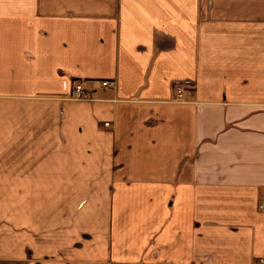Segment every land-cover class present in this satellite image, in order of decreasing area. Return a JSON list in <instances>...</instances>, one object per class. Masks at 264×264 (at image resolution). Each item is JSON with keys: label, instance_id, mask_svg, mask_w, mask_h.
<instances>
[{"label": "crops", "instance_id": "obj_1", "mask_svg": "<svg viewBox=\"0 0 264 264\" xmlns=\"http://www.w3.org/2000/svg\"><path fill=\"white\" fill-rule=\"evenodd\" d=\"M262 201L264 0H0V264H264Z\"/></svg>", "mask_w": 264, "mask_h": 264}, {"label": "built area", "instance_id": "obj_2", "mask_svg": "<svg viewBox=\"0 0 264 264\" xmlns=\"http://www.w3.org/2000/svg\"><path fill=\"white\" fill-rule=\"evenodd\" d=\"M102 85L103 86H111V85H114V82L113 81H103L102 82ZM89 92L83 87L82 83L80 82H76L74 85H73V89H72V92H71V96L72 97H75V98H83V97H86L88 96ZM105 126H109V123H105L104 124ZM259 209L261 211H264V201H262L261 203H259Z\"/></svg>", "mask_w": 264, "mask_h": 264}]
</instances>
